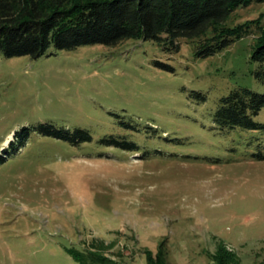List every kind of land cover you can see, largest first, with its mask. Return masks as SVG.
<instances>
[{
	"label": "rangeland",
	"instance_id": "obj_1",
	"mask_svg": "<svg viewBox=\"0 0 264 264\" xmlns=\"http://www.w3.org/2000/svg\"><path fill=\"white\" fill-rule=\"evenodd\" d=\"M260 18L264 3L227 26ZM256 31L208 58L187 39L177 53L145 40L38 60L0 53V264H78L67 250L94 239L115 242L106 255L120 264H147L163 241L171 264H213L220 242L241 264L264 261V160L253 156L264 129L214 118L231 91L264 93ZM40 124L91 138L72 144Z\"/></svg>",
	"mask_w": 264,
	"mask_h": 264
},
{
	"label": "trees",
	"instance_id": "obj_2",
	"mask_svg": "<svg viewBox=\"0 0 264 264\" xmlns=\"http://www.w3.org/2000/svg\"><path fill=\"white\" fill-rule=\"evenodd\" d=\"M263 3L264 0H0V53L5 58L29 56L38 60L54 54L49 52L51 49L57 52L90 45L115 46L126 40L154 41L165 51L177 53L180 40L187 39L200 41L196 57L208 58L256 29L252 60L260 65L256 77L264 80L261 18L236 27L227 26L238 9ZM154 64L173 71L172 66L159 60ZM193 94L205 101L202 93ZM263 108L264 93L238 88L221 98L215 123L223 129H264V124L254 120ZM39 132L72 144L79 137L91 138L85 130L77 129L72 134L50 124H40ZM29 133L30 129L24 128L15 136L20 135L23 144ZM253 156L264 160L260 154ZM0 160L4 161V157L0 156ZM114 246L115 242L106 244L94 239L82 251L69 249L67 254L78 264H120L106 255ZM166 246L167 241H163L156 256L145 251L146 263L171 264ZM210 256L213 264H241L238 254L223 242Z\"/></svg>",
	"mask_w": 264,
	"mask_h": 264
}]
</instances>
